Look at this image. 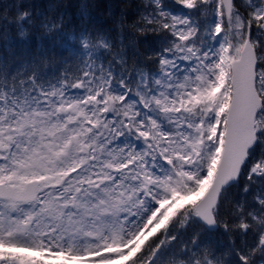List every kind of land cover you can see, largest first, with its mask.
<instances>
[{"label":"snow or ice","instance_id":"6c2138e0","mask_svg":"<svg viewBox=\"0 0 264 264\" xmlns=\"http://www.w3.org/2000/svg\"><path fill=\"white\" fill-rule=\"evenodd\" d=\"M0 13V264H264V0Z\"/></svg>","mask_w":264,"mask_h":264},{"label":"trees","instance_id":"16d2710c","mask_svg":"<svg viewBox=\"0 0 264 264\" xmlns=\"http://www.w3.org/2000/svg\"><path fill=\"white\" fill-rule=\"evenodd\" d=\"M53 0H0V13L5 10H13L15 4H26L29 6L36 5L37 13L43 11L40 5H49ZM56 3L67 5L65 9L67 12L66 20L68 22L67 32H71L75 28L82 27L84 21L79 16V5L82 0H55ZM91 5L89 11L92 22L96 26L107 24L110 19V13L118 11L115 6L119 0H88ZM2 23V21H0ZM3 52V41L0 40V53Z\"/></svg>","mask_w":264,"mask_h":264}]
</instances>
